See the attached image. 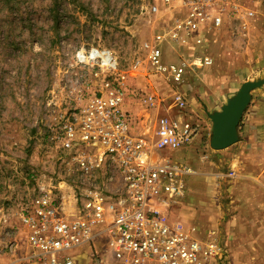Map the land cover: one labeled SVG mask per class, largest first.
<instances>
[{
  "label": "built area",
  "instance_id": "2783aa9c",
  "mask_svg": "<svg viewBox=\"0 0 264 264\" xmlns=\"http://www.w3.org/2000/svg\"><path fill=\"white\" fill-rule=\"evenodd\" d=\"M251 1L161 0L180 11L141 50L151 70L171 87L170 102L183 116L180 122L157 117L145 133H135L134 116L122 108L125 95L115 78L112 53L96 47L76 53L77 65L91 67L93 77H101V92L85 102L80 92L84 104L58 114L49 129L47 142L60 152L57 160L67 179L55 184L35 179L32 197L18 206L27 264H76L81 252L75 251L83 246L90 249L91 264H223L226 253L218 231L167 220L166 210L184 197L186 181L196 172L161 156V151L186 147L200 134L199 124L185 116L187 100L176 88L188 66L195 69L212 60L179 56L177 62H164L160 46L184 43L204 27L236 30L237 23L253 17L247 7ZM157 10L151 7L152 13ZM142 101L153 107L162 102L154 94ZM219 177L238 176L229 171ZM15 244L12 240L6 246L8 253Z\"/></svg>",
  "mask_w": 264,
  "mask_h": 264
},
{
  "label": "rangeland",
  "instance_id": "374dc122",
  "mask_svg": "<svg viewBox=\"0 0 264 264\" xmlns=\"http://www.w3.org/2000/svg\"><path fill=\"white\" fill-rule=\"evenodd\" d=\"M251 2L256 17L260 6L264 11V0ZM152 6L157 7L156 13L151 12ZM179 11L177 5L167 8L161 0H0V264H27L26 232L16 212L32 197L34 180L44 177L55 184L67 179L57 160L60 152L47 142L57 115L75 111L101 92V77H93L91 67L77 65L76 53L91 47L112 53L117 60L115 78L125 95L122 108L134 116L135 129L145 133L154 120L150 118L162 116L168 103L155 110L143 103V97L154 94L168 99L171 87L151 70L141 45L168 26ZM169 47L160 46L164 62L174 58ZM209 135L200 132L186 147L161 151V156L191 167L206 152L216 153L209 148ZM226 165L221 175L234 172ZM223 182L217 204L227 215L239 182ZM178 209L169 211L168 221H175ZM12 240L16 248L10 254L6 246ZM103 247L98 246L101 253ZM80 252L81 248L75 251ZM87 256L91 264L90 249Z\"/></svg>",
  "mask_w": 264,
  "mask_h": 264
},
{
  "label": "crops",
  "instance_id": "0c3cea01",
  "mask_svg": "<svg viewBox=\"0 0 264 264\" xmlns=\"http://www.w3.org/2000/svg\"><path fill=\"white\" fill-rule=\"evenodd\" d=\"M247 7L254 12L253 3ZM263 27L264 11L260 6L256 17L254 12L252 19H246L243 24L237 23L236 30L204 27L198 36L193 35L186 42L169 47L170 53L174 52V58L171 56L167 61L177 62L179 56L185 60L193 56H209L212 60L210 65L195 69L188 66L182 83L176 88L187 100L185 116L196 121L204 135L210 134L209 115L218 111L243 82L260 79L259 75L264 74ZM256 40L258 42L255 43ZM167 98L160 99L161 104L168 103L167 108L162 106V116L180 122L183 114L172 105L170 97ZM263 99L264 84L251 92L249 106L238 125V141L232 149L214 154L206 152V160L190 159L193 162L191 169L196 174L187 179L184 197L165 212L167 216L169 211L179 207L176 222L201 231H218L226 253L223 264H264ZM161 104L154 109L160 110ZM153 118L152 125L157 117L153 115L150 119ZM135 133H140L138 127ZM223 164H227L237 176H244L243 179L241 176L233 180L224 178L227 185L239 182L235 188L238 192L231 197V208L227 215L217 204L220 185L224 184V179L220 181L222 177H219ZM87 254L88 247H81L76 261L88 264Z\"/></svg>",
  "mask_w": 264,
  "mask_h": 264
},
{
  "label": "water",
  "instance_id": "95a60500",
  "mask_svg": "<svg viewBox=\"0 0 264 264\" xmlns=\"http://www.w3.org/2000/svg\"><path fill=\"white\" fill-rule=\"evenodd\" d=\"M263 84L264 78L243 82L218 111L209 115L211 127L208 144L211 150L221 151L238 141V125L249 106L251 92Z\"/></svg>",
  "mask_w": 264,
  "mask_h": 264
},
{
  "label": "trees",
  "instance_id": "16d2710c",
  "mask_svg": "<svg viewBox=\"0 0 264 264\" xmlns=\"http://www.w3.org/2000/svg\"><path fill=\"white\" fill-rule=\"evenodd\" d=\"M245 113V112H244Z\"/></svg>",
  "mask_w": 264,
  "mask_h": 264
}]
</instances>
